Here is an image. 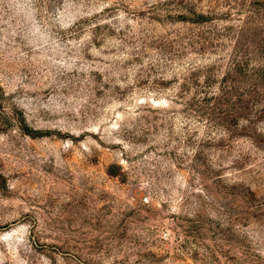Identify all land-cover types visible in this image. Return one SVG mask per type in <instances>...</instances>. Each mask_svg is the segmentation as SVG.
<instances>
[{"label": "rangeland", "instance_id": "1", "mask_svg": "<svg viewBox=\"0 0 264 264\" xmlns=\"http://www.w3.org/2000/svg\"><path fill=\"white\" fill-rule=\"evenodd\" d=\"M0 88V264H264V0H0Z\"/></svg>", "mask_w": 264, "mask_h": 264}, {"label": "trees", "instance_id": "2", "mask_svg": "<svg viewBox=\"0 0 264 264\" xmlns=\"http://www.w3.org/2000/svg\"><path fill=\"white\" fill-rule=\"evenodd\" d=\"M189 14H191L193 17H189ZM179 18L182 19V20H192V22H201L204 19V16L202 14L196 13L195 11H193L191 9L190 10L189 9L188 10L184 9V13L179 15ZM1 96H2V91H1V88H0V97ZM209 99H215L214 95H211L210 98L206 99L205 103H208ZM19 122H20V124L22 126L21 127L22 131L25 134H27L28 136H30L32 138L41 136V134H42L41 132L29 129L25 125V123H24L22 118H21V120ZM111 176H113V175H111Z\"/></svg>", "mask_w": 264, "mask_h": 264}]
</instances>
